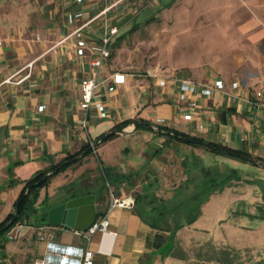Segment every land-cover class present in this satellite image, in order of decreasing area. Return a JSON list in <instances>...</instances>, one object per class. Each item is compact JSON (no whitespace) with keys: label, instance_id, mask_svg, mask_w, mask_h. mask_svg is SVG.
<instances>
[{"label":"crops","instance_id":"obj_1","mask_svg":"<svg viewBox=\"0 0 264 264\" xmlns=\"http://www.w3.org/2000/svg\"><path fill=\"white\" fill-rule=\"evenodd\" d=\"M111 1L34 0L42 20L37 40L29 34L12 30L11 25L17 21H12L14 16L5 12L6 3L0 0V220L14 208L25 179L48 166L52 160L58 161L67 151L81 148L90 139L95 141L99 134L128 117H143L213 141L245 148L263 157L260 154L264 152V113L258 111L257 115L245 100H231L227 93L216 92L199 99L201 108L195 120L186 119L184 114L189 112L188 108L175 102L176 84L172 81L163 86L156 78L152 79L156 88L150 89V82L140 83L128 75L117 91L106 93L110 116H91L88 127L81 126V79L91 73V67L89 55L75 56V35L69 34ZM139 2L126 0L125 9L131 11L133 4ZM228 3L227 0L211 1L209 7L220 10ZM239 3L244 7L240 11L249 8L254 14L250 19L243 14L237 15L233 21L246 47L243 52L236 50L234 55L251 51L249 67L234 76L212 70L199 71L198 75L206 80L220 76L228 89L234 79L240 80L244 88L264 83V0H240ZM79 10L83 15L71 21L69 13ZM115 19H121L119 7H113L107 14L88 22L84 31L89 37L99 38ZM29 21L25 19V22ZM117 69L121 68L109 67L107 60L102 74ZM158 76L180 78L192 75L158 73ZM131 88L134 90L129 91ZM42 104L44 107L40 109ZM165 139V135L156 130L137 128L135 122L129 123L116 137L99 143L81 162L55 174L50 183L41 188L37 201L40 208L45 198L50 208L74 196L93 194L91 201L97 208L96 219L107 212L109 231L95 232L87 239L78 234L75 227L50 223L49 217L48 222L42 224L25 220L17 238L18 246L33 248V255L40 256L45 254L51 240L82 246L88 243L95 251V264H207L208 257L195 250L200 247L199 233H204L207 228L203 222L196 219L185 224L171 238L170 229L158 228V220L157 224H150L147 215L158 214V198L173 201L192 194L203 180V168H211L216 173H225L229 167L237 169L241 176L230 184L245 177L250 180L257 177L243 175L238 162L232 161L235 157L176 140L164 143ZM15 161L18 163L13 165V175L19 180L10 185L8 166ZM257 164L254 165L258 167ZM102 165L126 175L123 180L114 181L117 188L110 185L115 187L116 195L135 198L141 193L154 202L144 206L115 205L110 208L111 199L107 190H102ZM187 178L186 192L180 191V183ZM222 191L215 190L210 194L202 203L200 215L204 213V203L211 196L218 197ZM39 237L44 240L42 250L36 240ZM11 240L14 241L8 239L4 245L7 251ZM5 257L4 253L1 258Z\"/></svg>","mask_w":264,"mask_h":264},{"label":"rangeland","instance_id":"obj_2","mask_svg":"<svg viewBox=\"0 0 264 264\" xmlns=\"http://www.w3.org/2000/svg\"><path fill=\"white\" fill-rule=\"evenodd\" d=\"M1 1L6 3L5 12L14 16L12 21H17L12 30L39 40L42 20L34 0ZM136 1L142 4H133L132 12L119 24L109 67L135 73L134 80L150 82V89L157 86L151 73L206 79L198 77L199 71L234 76L249 67L251 51L234 55L236 50H246L234 19L242 14L246 19L254 16L249 8L240 11L244 8L240 0H227L228 6L220 10L209 7V2L216 0H174L172 4L171 0ZM260 155L264 157V152ZM232 161L238 162L243 175L257 178L232 183L204 203V213L197 220L207 228L199 233L200 247L195 250L208 257L207 264H264V164L258 162L256 167L236 158ZM111 188L116 194L115 187H106L109 197ZM13 240L8 251L0 248V264H31L38 254L33 255V248L19 247L17 238ZM36 240L42 250L44 240Z\"/></svg>","mask_w":264,"mask_h":264},{"label":"built area","instance_id":"obj_3","mask_svg":"<svg viewBox=\"0 0 264 264\" xmlns=\"http://www.w3.org/2000/svg\"><path fill=\"white\" fill-rule=\"evenodd\" d=\"M82 2L84 0H76ZM126 0H112L108 5L101 9L94 17L87 22L73 28L69 35H75V44L73 52L75 56L89 55V64L91 73L86 74L81 79V95L79 99V107L81 115L79 122L83 128H87L91 116L105 118L110 116V109L106 101V93L108 91H117V89L127 81V76H134L135 73L123 69H117L106 75L102 74V70L106 65L108 58L111 56V45L115 35L120 30V22L126 18L131 12L125 10ZM113 7H119L121 11V19H115L108 25L106 32L99 38H92L84 31V27L88 22L96 17L107 14ZM134 11V10H133ZM137 11H135L136 13ZM134 13V14H135ZM124 14V15H122ZM126 14V15H125ZM133 14V15H134ZM83 15V11H72L69 13V19L72 21L75 17ZM132 17V16H130ZM160 85H167L173 81L176 84L175 102L184 104L189 112L184 114L186 119L195 120L199 109L201 108L200 98L203 96H212L216 92L227 93L231 100H245V102L257 111L264 113V83L257 87L244 88L242 82L234 79L230 83L228 89L225 80L217 76L213 80L195 78L192 76L173 77L158 76L157 73H151ZM44 105L39 108L43 109ZM259 111V112H258ZM93 147H96V141L90 139ZM109 187L110 183L108 182ZM110 208L119 205L124 207H132L135 205V198L132 196H118L111 188ZM24 222L16 221L6 232L8 239H16L21 235ZM110 219L106 212L85 230L77 229L76 232L89 239L95 232L109 231ZM41 237L43 235L41 234ZM32 264H95V251L87 243L85 246L73 244H61L53 240L48 242L47 250L44 255L37 256Z\"/></svg>","mask_w":264,"mask_h":264},{"label":"trees","instance_id":"obj_4","mask_svg":"<svg viewBox=\"0 0 264 264\" xmlns=\"http://www.w3.org/2000/svg\"><path fill=\"white\" fill-rule=\"evenodd\" d=\"M132 122H135L137 128L156 130V132L164 134L166 137L164 143H169L172 140L181 141L190 145L202 146L213 152L235 157L245 162L254 164L260 162L264 164L263 157L255 155L245 148H237L223 142L213 141L201 135L188 133L162 123H154L143 117H128L117 122L108 131L96 137V146L101 142L116 137L126 125ZM93 148L90 141H86L81 148L75 151H67L58 161L52 160L48 166L38 169L29 178L24 180L23 188L14 202V209L0 220V248L5 247V241L8 240L6 232L16 221L30 220L31 223L36 224L48 222L49 205L46 198L45 203L42 204L41 210H39L40 207L37 204L41 188L47 186L55 174L81 162L85 155L93 152ZM47 157L51 158L52 156L48 155ZM99 160L100 162L102 161L101 159ZM16 163H18V161L8 166V172H10V185L19 180L13 175V165ZM237 171V169L229 167L225 173H216L211 168H203V180L196 186L192 194H185L184 197L178 200L174 199L173 201L158 198V214L147 215V218L145 216L144 218L152 225L157 224L156 221L158 220V228L170 229V235L171 238H173L181 226L192 223L198 218L202 211V203L209 198L212 192L215 190H222L226 185H229L234 178H240L241 175L238 174ZM100 172L103 178L102 190H106V187L109 188L108 182L114 184V181L118 179L121 181L123 177L126 176L122 172H114L103 165L100 168ZM188 185L187 178L184 182L180 183V191L186 192ZM115 187L117 188L116 185ZM149 202L154 201L146 198V194L138 193L135 197L136 206L148 205ZM164 207H166V209H164ZM171 250L172 247L169 248V252Z\"/></svg>","mask_w":264,"mask_h":264},{"label":"water","instance_id":"obj_5","mask_svg":"<svg viewBox=\"0 0 264 264\" xmlns=\"http://www.w3.org/2000/svg\"><path fill=\"white\" fill-rule=\"evenodd\" d=\"M93 194L74 196L48 210L49 222L87 229L97 217V208L92 200Z\"/></svg>","mask_w":264,"mask_h":264}]
</instances>
